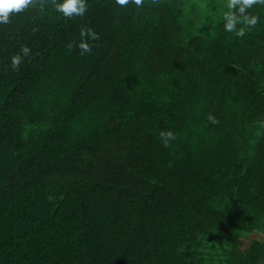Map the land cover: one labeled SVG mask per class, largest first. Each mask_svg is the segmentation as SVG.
<instances>
[{
	"label": "trees",
	"instance_id": "obj_1",
	"mask_svg": "<svg viewBox=\"0 0 264 264\" xmlns=\"http://www.w3.org/2000/svg\"><path fill=\"white\" fill-rule=\"evenodd\" d=\"M86 3L0 23V264H264V2Z\"/></svg>",
	"mask_w": 264,
	"mask_h": 264
},
{
	"label": "clouds",
	"instance_id": "obj_2",
	"mask_svg": "<svg viewBox=\"0 0 264 264\" xmlns=\"http://www.w3.org/2000/svg\"><path fill=\"white\" fill-rule=\"evenodd\" d=\"M136 5H141L142 0H133ZM256 0H227V11L223 12L225 30H235L237 35H241L244 31L242 27H237V22L240 21L246 25H253L257 21L255 14H248L245 9L253 5ZM264 2V0H261ZM117 5H126L129 0H115ZM32 0H0V23H7L10 19V13L21 11L31 6ZM235 6V11H232ZM54 8L61 12L66 17H71L73 14L83 15L87 9L86 0H54ZM240 13L241 15H237ZM87 35L88 39H95L98 33L95 32L91 27L87 29L81 28L80 36L81 39L78 41V47L83 49L84 52L90 50V44L84 39ZM29 52V48L26 45H22L19 53L11 55V67L16 68L22 59V54L26 55ZM164 136H171L172 132L168 131L162 133ZM167 143V140L164 141Z\"/></svg>",
	"mask_w": 264,
	"mask_h": 264
}]
</instances>
